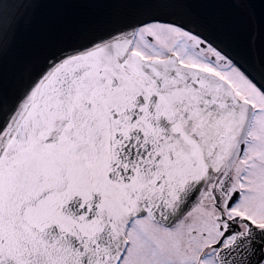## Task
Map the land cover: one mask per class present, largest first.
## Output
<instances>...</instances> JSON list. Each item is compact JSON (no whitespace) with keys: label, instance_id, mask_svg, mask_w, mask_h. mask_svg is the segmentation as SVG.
<instances>
[{"label":"snow or ice","instance_id":"1","mask_svg":"<svg viewBox=\"0 0 264 264\" xmlns=\"http://www.w3.org/2000/svg\"><path fill=\"white\" fill-rule=\"evenodd\" d=\"M51 3L137 11L0 47V264H264V0L25 7ZM205 4L242 14L241 52L170 11Z\"/></svg>","mask_w":264,"mask_h":264},{"label":"water","instance_id":"2","mask_svg":"<svg viewBox=\"0 0 264 264\" xmlns=\"http://www.w3.org/2000/svg\"><path fill=\"white\" fill-rule=\"evenodd\" d=\"M13 5L9 9L20 24L15 34L5 35L0 30V47L9 46V64L19 51L44 52L49 47H67L82 43V34L89 26L112 16L131 15L137 10L122 4H69L51 3L35 8L25 7L31 0H9ZM177 15L191 13L205 20L208 34L224 48L242 51L239 26L242 14L228 5H191L171 9ZM258 17L264 16V7L256 5Z\"/></svg>","mask_w":264,"mask_h":264}]
</instances>
